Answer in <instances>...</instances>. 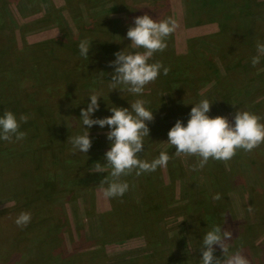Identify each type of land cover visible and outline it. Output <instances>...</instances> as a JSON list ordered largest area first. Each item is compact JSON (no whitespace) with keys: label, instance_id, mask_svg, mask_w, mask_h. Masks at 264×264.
<instances>
[{"label":"rangeland","instance_id":"374dc122","mask_svg":"<svg viewBox=\"0 0 264 264\" xmlns=\"http://www.w3.org/2000/svg\"><path fill=\"white\" fill-rule=\"evenodd\" d=\"M252 1L259 0H0V112L32 103L44 107L42 117L50 126L42 124L37 143L44 167L53 164L59 179L50 199L34 208L30 202L40 192L35 193L29 175L33 164L8 168L0 162V264H65L72 247L94 253L70 264H200L203 236L213 225L233 233L229 248H238L249 264H264V144L193 171L196 158L175 157L167 142L177 120L186 126L191 109L205 98L212 103V118L224 116L234 123L241 110L264 123V84L257 79L264 80V59L251 65L257 40L264 42V5L251 13L247 5ZM145 14L154 20L173 17L178 27L167 38V49L149 61L162 62L169 74L161 71L137 96L113 85L109 64L119 51H143L131 47L127 32ZM85 39L92 43L88 59L78 48ZM103 43L107 51L98 50ZM34 76L46 83L37 93L31 92ZM93 89L102 95L93 119L111 116L110 107L131 109L136 99L145 100L155 119L147 122L150 135L138 155L149 162L161 151L173 157L153 173L122 177L129 184L123 197L104 196L107 184H100L110 168L95 172L96 163H107L109 127L89 129L87 153L73 155L68 142L86 131L81 110L91 102ZM14 149L8 152L12 156ZM217 193L222 198L213 200ZM210 203L217 213H211L212 220L204 212L212 210ZM155 204L160 216L147 226L146 209ZM20 209L47 216L43 225L59 228L42 236L29 225L19 229ZM117 209V215L111 213ZM217 251L216 246L215 256L223 259Z\"/></svg>","mask_w":264,"mask_h":264},{"label":"clouds","instance_id":"9594fccd","mask_svg":"<svg viewBox=\"0 0 264 264\" xmlns=\"http://www.w3.org/2000/svg\"><path fill=\"white\" fill-rule=\"evenodd\" d=\"M134 27H130L127 38L133 49L143 51L115 53L116 59L109 66L114 68L111 74L113 85L122 86L120 91H127L133 95H143L145 87L154 83L161 71L167 76L170 68L160 61L149 63L153 56L167 49V38L177 29L178 22L173 17L154 20L145 14L134 20ZM91 42L82 40L79 45L80 56L88 59ZM264 59V42L257 40L256 55L251 58V65L256 67ZM115 89V88H114ZM102 95L93 89L91 102L86 109L81 110L80 120L87 126L83 134L70 136L68 142L72 145V154L87 153L92 147L89 129L95 125L101 128L109 127L106 133L111 142L110 150L105 153L106 164H95V172H105V167L111 171L101 181V186L107 184L104 196L107 198L123 197L129 190V184L121 178L132 175L139 177L150 174L158 168L167 167L173 158L167 152L161 151L152 161L143 160L139 153L144 151V138L149 137L150 128L147 122L154 121L153 111L149 110L143 99H136L131 109L110 107L113 113L105 118L93 119V114L99 110V99ZM234 105V104H233ZM235 106V105H234ZM212 103L208 99H201L191 109L187 125L177 120L168 132L167 142L175 148V157H195L193 171L202 170L210 160L227 162L234 158L238 150L251 153L264 144V123L261 118L249 111L238 110L234 116V123L224 116L212 118L209 116ZM28 115H16L6 110L0 116V140L14 142L23 141L27 133L21 131V123H27ZM217 193L213 200H220ZM251 210V209H250ZM30 212L23 211L15 219L17 227L23 229L31 223ZM233 233L224 230L219 225H213L203 236L200 264H249L248 258L241 252L229 253L230 241ZM216 246L223 252V259L215 256Z\"/></svg>","mask_w":264,"mask_h":264},{"label":"trees","instance_id":"16d2710c","mask_svg":"<svg viewBox=\"0 0 264 264\" xmlns=\"http://www.w3.org/2000/svg\"><path fill=\"white\" fill-rule=\"evenodd\" d=\"M189 1V0H188ZM264 5V1H257V3H253V1L251 3H249L247 5V11H250L251 13H256L257 12V8H259L260 6ZM259 12V11H258ZM93 32V31H92ZM95 36L94 34H92L91 37ZM73 42H76V39L73 40ZM113 47V46H112ZM107 47L104 45H102V47H99L98 50L101 51H107L106 49ZM91 51V48L90 50ZM73 52V51H72ZM72 52H70V54H72ZM78 64V63H77ZM76 63L72 64V67H76L77 66ZM166 66V65H165ZM181 69L177 68L175 70L174 73H178ZM24 74L26 75H30L32 77L33 73H31L30 70H24L23 71ZM171 73L176 77V75L171 71ZM25 77V75H24ZM23 77V78H24ZM33 79V78H32ZM258 79V83L259 86L264 84V80H259ZM40 79H36L34 76V86L32 88V93H37L42 89V86H45V82H38ZM21 82V78L19 80V83ZM53 81H51L49 84H51ZM263 82V83H262ZM48 84V85H49ZM28 98L29 100L34 99V97H30L28 94ZM35 101V99H34ZM38 102H41L40 100H36ZM36 105V107L34 108V110L30 111V108L32 106ZM28 110H27V109ZM26 108H21V110H17L16 106L13 107H8L6 109H4L3 111L0 112V114H4V112L6 110L13 112L14 114H16L17 112H19L16 117L18 119L19 116L23 115H28L30 118L28 120L27 123H21V131H24L27 133L26 138L23 141H19L16 142L15 138H13L14 142H8V141H4V140H0L1 144H4L5 146H1L0 147V152L3 151L4 156L0 157V162L3 163L5 166H8V168H11V166L16 165L18 167L21 168H25L26 164H33V168L31 170V172L29 173L30 176H33V184H34V190L35 193L40 192L39 196L36 197V199L32 200L30 203L35 207H37L38 204H36V202H41V204L50 199L49 197H51V195H49V193H54V188L56 187L57 183L59 182V179H57V177L55 176L56 172H54V168H53V164L49 163V167H44V163L41 160V156H40V152H39V148H40V143L38 145L37 143V138L41 135H39L41 133V129L42 128V124L46 123L47 126H50L49 124V120L46 118H43V106L40 103H32L31 105H26ZM35 117V118H34ZM49 129L52 130V127H50ZM42 139V138H41ZM41 139L39 141H41ZM44 144V143H43ZM45 145V144H44ZM43 145V146H44ZM12 148H15L14 150H16V155L12 156L10 155L8 152L12 151ZM13 154V151H12ZM55 162V161H54ZM56 164V162H55ZM57 165V164H56ZM26 169V168H25ZM21 175L25 177V171L24 169L21 170ZM73 178H76L75 176H73ZM35 202V203H33ZM157 204H155L152 207L147 208L146 210L148 211V214L150 215V217H144V221H145V225L149 226L152 223L157 222L161 211L159 210L160 207H155ZM137 207H142V205L139 203V205H136ZM116 206H113V208ZM202 210L205 208V204L202 205ZM210 207L212 208V210H210V208L207 210H204V212L208 215L209 219L212 220L213 217H211V213L216 216L217 213H215L213 211V207L211 206L210 203ZM158 208V209H157ZM21 212L23 211H27L20 209ZM211 211V212H210ZM126 212V210H125ZM111 213H116V215L118 214V209L112 211ZM37 214V216H36ZM34 215V212L31 213L32 215V219H31V223L29 224V226L35 227V231L36 232H41L40 236L47 234L46 230H48L50 232L54 231L55 229H58L59 227H57L55 224H52L50 227H45L43 225V223L46 221V217L42 216L41 214L37 213ZM4 218V216L0 217V220H2ZM214 220H217L216 218ZM151 221H155V222H151ZM38 224L40 226H38ZM20 229V228H19ZM46 231V232H45ZM44 233V234H43ZM50 234V233H48ZM16 235L18 236V233H16ZM59 237V236H58ZM46 239L43 237V240ZM7 248V247H6ZM235 250H239L238 248H229V253H234L232 251ZM217 252L218 254L223 256V252L222 250L217 246ZM94 253V251L91 252H85V253H78V251L76 249H74L72 247L71 251H68V258H66L65 264H70L72 259H76V258H81L82 262H84L86 259L83 257H87V260H89L88 254ZM82 254V255H81ZM80 255V257H78ZM55 262H53L54 264Z\"/></svg>","mask_w":264,"mask_h":264}]
</instances>
